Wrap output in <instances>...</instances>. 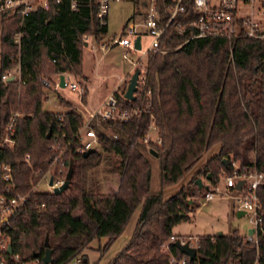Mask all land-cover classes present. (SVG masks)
I'll return each mask as SVG.
<instances>
[{
    "label": "trees",
    "instance_id": "trees-1",
    "mask_svg": "<svg viewBox=\"0 0 264 264\" xmlns=\"http://www.w3.org/2000/svg\"><path fill=\"white\" fill-rule=\"evenodd\" d=\"M107 30L94 0H83L75 10L67 5L38 9L22 23L15 14L0 20V162L10 165L14 182L6 191L0 179V192L28 195L6 224L0 222L11 244V252H5L8 262L17 253L16 264L31 259L45 264L47 236L53 257L48 264H69L94 237L107 236V249L142 204L131 237L110 264H178L163 250V243L177 223L190 217L198 204L196 196L213 189L222 171L232 173L234 160L264 169V38L247 35L235 41L198 37L183 46L177 44L185 36L172 35L164 43L167 50L149 56L146 84L139 85L136 98L124 96L126 87L123 94L115 90L122 107L150 100V111L127 121L91 120L100 143L98 150L85 155L76 136L85 121L83 114L64 98L68 109H46L44 78L70 72L86 79L85 35L100 41ZM17 63L18 76L2 79L3 71ZM82 87L86 99L88 86L82 82ZM145 87L152 90L150 99L144 96ZM11 116L13 142L3 143ZM152 120L161 142L144 140ZM216 143L221 144L219 150L193 178L164 197L162 189L179 181ZM153 158L160 161V188L155 190L151 188ZM71 166V183L63 192L33 189L48 169L65 176ZM202 174L209 179V188L196 183ZM113 176L117 181L107 189ZM258 193L262 215L258 242L247 240L239 227L204 234L196 256H188L187 264H254L257 259L264 264V185ZM169 246L178 258L185 254L174 242ZM84 261H88L85 256Z\"/></svg>",
    "mask_w": 264,
    "mask_h": 264
},
{
    "label": "built area",
    "instance_id": "built-area-1",
    "mask_svg": "<svg viewBox=\"0 0 264 264\" xmlns=\"http://www.w3.org/2000/svg\"><path fill=\"white\" fill-rule=\"evenodd\" d=\"M97 6V15L102 24L108 26L109 7L112 1L120 0H94ZM138 3L139 8L130 17L123 26L122 34L119 37H104L100 41H95L91 35L86 34L85 39L94 41L93 48L107 49L115 43H121L133 50H142L143 33L152 35V40L147 49L143 50L142 55L133 60L134 69L140 67V74L138 78L137 89L144 87L146 84V75L144 73L146 64L151 54L158 51H164L168 48L164 47L172 35H184L177 46H183L190 40L198 37H212L220 36L229 40L235 41L240 35H247L253 37L264 38V0H134ZM83 0H0V20L3 15L15 14L20 18V23L25 17L38 9H51L54 6L60 7L67 5L70 9L75 10L80 7ZM140 36V47H137V38ZM19 33L15 34L14 40L18 41ZM128 52H125L127 56ZM147 54L146 60L143 55ZM141 64V65H140ZM18 66L19 64H15ZM12 67V66H11ZM7 68L1 74L2 79L12 74L10 68ZM72 73H65V84H69L73 89L79 90L80 85L76 81H69ZM14 77V75H13ZM51 78H44L45 86H50ZM143 89V88H142ZM122 93L121 88H116ZM112 91L104 99L102 105L91 112L89 118L85 119L84 123L77 129L76 136L82 141V149L86 150L90 147H97L100 143V138L97 130L91 124V120L101 118L127 121L130 118L137 116L141 117L145 110L151 109V102L148 100L147 104H138L136 106L122 107L119 102L117 93ZM136 92V91H135ZM152 90L145 87L144 96L150 99ZM125 96V95H124ZM14 114H19L15 111ZM13 127V116L6 124L5 135L2 141L12 143L13 138L9 131ZM154 128L156 134L151 133ZM117 135V134H115ZM144 140L161 142L162 138L158 133V126L152 120L149 123L148 129L145 131ZM29 155H26L28 158ZM59 156H56L57 161ZM45 176V173H44ZM53 176V184H49L50 177ZM65 177H57L54 174L47 178V185L51 190L55 186L61 185ZM0 179L4 181V189L6 191L11 189L14 184L11 167L6 162H0ZM242 179L241 188H237L238 180ZM39 182V181H38ZM37 183L33 184V189L38 188ZM264 185V169L253 168L250 165L241 166L240 162L233 161L232 173L225 174L224 189L220 184H216L213 189H208L205 194V199H211L215 193H223L235 191L233 194L238 200V209L244 210L248 214L250 226L246 233L247 240H254L258 242V232L262 224V215L260 214V198L258 188ZM28 195H6L0 192V222L1 225L7 223L9 216L20 206ZM254 227L253 232H249V228ZM0 236L4 234L0 230ZM179 239L181 242L188 241L190 245L198 248L199 236L193 238L188 235L171 234L163 243V250L169 252L172 262L178 264H187L188 254H184L178 258L170 250L169 243ZM8 241L0 240V264H16L18 254L13 253L10 256L11 262H8L5 252L7 251ZM20 264H26L20 263ZM73 264H78L76 261ZM254 264H259L257 259Z\"/></svg>",
    "mask_w": 264,
    "mask_h": 264
},
{
    "label": "rangeland",
    "instance_id": "rangeland-1",
    "mask_svg": "<svg viewBox=\"0 0 264 264\" xmlns=\"http://www.w3.org/2000/svg\"><path fill=\"white\" fill-rule=\"evenodd\" d=\"M138 8L139 5L134 0L112 1L109 7L108 30L106 37H119L122 34L123 26L127 20L133 16ZM151 40L152 35L149 33H143L142 50H133L121 43H115L107 49L95 50L93 48L94 41L90 39L89 43L86 44L83 49L84 74L87 78L83 79L82 77L72 74L73 76H71L69 80L78 82L80 85L79 90L73 89L69 84L60 85L59 74H52L51 85L44 87L46 91L44 107L46 109L60 111L68 109L69 106L61 100L64 98L65 100L71 102L72 107L82 113L85 119L89 118L91 112L97 110L102 105L108 94H110L114 89L117 87H120L121 89L124 87L127 88L130 76L134 71L133 60L138 59L142 55L143 50L148 48ZM125 52H128L127 56H125ZM147 57V54L143 55L144 60H146ZM10 70L14 77L18 76L19 71L17 65H13ZM128 72H130V74L127 81H121V78L126 76ZM82 82H85L89 89L86 99L82 98ZM151 133L153 135L156 134L154 128L151 129ZM1 142L3 141L1 140ZM220 146V143H216L206 149L193 167L186 171L179 181L167 185L162 189L163 196L169 197L170 195L176 193L182 185L187 184L196 174L197 170H199L205 162L219 150ZM152 162L153 173L151 188L155 190L160 188V161L157 158H153ZM51 174V169H48L45 172V176L43 174L37 184L38 189L51 190L47 185V178ZM100 174H102V170H100ZM225 174L226 172L222 171L220 179L217 182V184H220L223 189ZM56 176L65 177L66 175ZM199 177H202L204 184L209 183V179L205 175L202 174ZM113 178V180L110 179L107 181V189L114 187L115 182L117 181V176H113ZM234 193L235 191L215 193L214 197L211 199H205V195H203V193L197 195L196 200L198 204L190 211L189 218L181 220L174 226V233L177 235H188L195 238L204 234L228 232L233 227H239L241 231L246 232L250 226L249 216L245 213L238 215V200L233 195ZM141 208L142 204L136 208L124 231L107 249H105V243L108 239L107 236L104 235L101 237H94L69 264H73L75 261L78 264H110L113 256L131 237ZM0 240L7 241V237L0 236ZM84 256L87 257V262L84 261ZM26 264L41 263L39 259H31L27 261Z\"/></svg>",
    "mask_w": 264,
    "mask_h": 264
},
{
    "label": "water",
    "instance_id": "water-1",
    "mask_svg": "<svg viewBox=\"0 0 264 264\" xmlns=\"http://www.w3.org/2000/svg\"><path fill=\"white\" fill-rule=\"evenodd\" d=\"M85 44H88L87 40L85 41ZM137 47H140V36H138V38H137ZM139 74H140V67H136L134 69L133 73L131 74L129 82L127 84V88H126V91H125V96L126 97L131 98V99L136 98L135 91L137 90ZM12 78H13V74H10L7 77V80L12 79ZM59 83H60V85H65V73H63V72L59 74ZM96 150H98L97 147H90V148H87L86 150H84V154L87 155L90 152L96 151ZM151 151L154 154H157V152L153 148L151 149ZM224 160L226 161V158H224ZM73 171H74L73 166H71L70 169L68 170V173L66 174V178H65L64 182L61 185H59V186H55L54 189H53L54 192L61 193L66 188L69 187V185L71 183L72 176H73ZM209 175H210V173H209ZM195 181H196V183L198 184L199 187H203L204 186L205 188H209V184H204L202 177L196 178ZM242 182H243L242 179L238 180V182L236 184V187L237 188H241ZM49 184L50 185L53 184V176L50 177ZM243 211L244 210H242V209H238V215H241V213H243ZM253 231H254V227H250L249 228V232H253ZM219 233H222V232H219ZM174 243L182 252L188 254V256L190 258H194L196 256L197 247L193 246V245H190V243L188 241L181 242L179 239H177V240L174 241ZM45 244H46L47 247H46V252H45V254L43 256V261H44L45 264H48L49 262L52 261V258H53L52 257V248L49 245V236L46 237ZM7 252H9V253L11 252V244H10V242H8V244H7ZM34 256H38V252L37 251L34 252Z\"/></svg>",
    "mask_w": 264,
    "mask_h": 264
},
{
    "label": "crops",
    "instance_id": "crops-1",
    "mask_svg": "<svg viewBox=\"0 0 264 264\" xmlns=\"http://www.w3.org/2000/svg\"><path fill=\"white\" fill-rule=\"evenodd\" d=\"M133 70H134V66H133ZM130 72H131V71H130ZM130 72H128V73L126 74V76L122 77V78H121V81H125V82H126V81H127V78L129 77ZM83 73H84V63H83ZM51 79H52V77H51ZM117 88H120V87H117ZM114 90H115V89H114ZM114 90H113V91H114ZM88 92H89V89H88ZM87 95H88V93H87ZM242 214H244V211H243V213H241V215H242Z\"/></svg>",
    "mask_w": 264,
    "mask_h": 264
}]
</instances>
